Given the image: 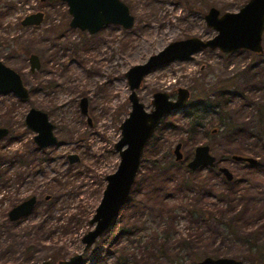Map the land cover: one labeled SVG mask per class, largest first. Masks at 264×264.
Returning <instances> with one entry per match:
<instances>
[{
  "label": "rangeland",
  "instance_id": "1",
  "mask_svg": "<svg viewBox=\"0 0 264 264\" xmlns=\"http://www.w3.org/2000/svg\"><path fill=\"white\" fill-rule=\"evenodd\" d=\"M121 1L134 18L133 27L125 30L109 25L89 35L69 27L71 16L60 0L43 3L0 0V61L16 71L29 90L25 101L11 94L0 95V127L10 130L9 136L0 142V156L18 154L17 157L30 161L25 165L16 158L15 165L2 166L6 175L0 181V264H40L43 261L57 264L82 252L81 238L92 229L88 221L100 202L105 178L114 173L119 164L114 144L120 139V125L130 112L125 73L172 42L192 37L203 41L212 39L216 32L204 21L208 10L215 8L220 15L236 13L249 0ZM37 12L44 14L38 27L20 25L24 17ZM262 46L264 50V33ZM32 54L41 64L34 73L29 70ZM228 84L232 86H226ZM221 86L231 93L226 98L229 99L226 106L232 121L244 126L249 134L228 136L215 115H210L204 120L207 130L199 128L196 135L190 136L187 133L189 121L182 112L169 114L145 146L135 183L139 176L147 175L162 181L168 178L171 185L183 181L189 177L187 168L174 162V147L181 144V153L189 160L196 147L209 145L216 158L232 153L255 158V166L233 160L219 165L230 170L234 181L242 182L241 189L264 194V149L256 137H250L254 134L255 107L264 106V52L256 55L238 50L225 54L217 49H200L184 61L152 70L137 95L150 112L155 93H167L169 99L175 101L177 90L187 89L190 92L187 106H190L206 96L217 101ZM236 90L242 91L243 96L234 95ZM82 98L88 101L90 127L80 113ZM30 108L47 113L55 126L56 145L43 151L35 148L34 134L24 124ZM212 129L218 131L213 135ZM154 146H158L156 150ZM71 154L77 155L79 162L70 164L67 156ZM167 166L171 168L165 171ZM208 174L209 171L203 170L196 176L200 181ZM211 182L216 188L220 186L216 177ZM195 194H191V201H183V206L197 205L192 200ZM30 195L39 198L38 208L19 222L9 223L8 210ZM46 196L50 198L48 202L44 200ZM209 202L214 206L218 203L215 199ZM178 203L170 201L169 204L173 207ZM215 217L218 218L216 214ZM246 217L251 218H242L236 223L242 227L241 232L249 233L258 228L263 233V236L258 233L263 241L264 217L254 218L256 214ZM209 223L207 232L197 231L198 236L203 235L196 252L206 249L211 255L246 259L245 245L222 239L217 235L220 230ZM185 227L186 223L180 221L178 233L183 234ZM106 234L84 253L83 264H96L98 248L102 245L107 249L103 244ZM168 247L169 254L173 255L174 246ZM164 262L160 259L157 264Z\"/></svg>",
  "mask_w": 264,
  "mask_h": 264
},
{
  "label": "water",
  "instance_id": "2",
  "mask_svg": "<svg viewBox=\"0 0 264 264\" xmlns=\"http://www.w3.org/2000/svg\"><path fill=\"white\" fill-rule=\"evenodd\" d=\"M45 2V0H39ZM71 16L69 27L94 35L103 27L109 25L120 26L129 30L134 25V18L130 15L128 7L121 0H61ZM43 21V14L37 12L28 15L21 21L22 27H36ZM208 28L216 32L209 40L203 41L192 37L182 41L172 42L160 52L150 56L143 64L131 67L125 78L129 87L130 112L120 126L121 138L114 144V150L119 155V164L116 171L105 178V187L94 214L88 224L91 226L82 238L83 250L57 264H83L84 253L91 249L97 240L104 236L116 223L122 209L128 202L132 187L138 174L141 157L144 148L152 137L154 131L160 125L161 120L167 115L181 112L187 107L190 94L187 89H178L175 101L169 99L167 93L158 92L153 95L150 112L145 110L140 102L137 91L140 89L144 78L156 68L174 61H184L200 49L219 50L229 54L238 50L249 51L256 55H262V36L264 33V0H249L236 13L220 15L215 8H210L204 16ZM30 72L34 73L40 68V62L36 55L29 56ZM13 95L18 100L25 101L29 98V90L23 84L20 75L0 61V95ZM86 99L79 102L82 114H86ZM89 121V120H88ZM25 128L34 134L32 142L40 149L45 150L57 144L54 134L55 126L49 120L46 112L36 108H30L24 118ZM10 134L8 128L0 127V142ZM181 145L174 149L176 161L182 160ZM193 158L186 167L194 171L200 166H212L215 157L209 153L208 146H198L194 149ZM237 162H246L255 165L257 160L252 157L233 156ZM70 164L79 162L77 155L67 156ZM225 179L232 181V173L226 169H220ZM35 198L31 197L9 212L11 221L26 216L33 209ZM40 264H52L43 261ZM203 264H242L233 258H210L203 260Z\"/></svg>",
  "mask_w": 264,
  "mask_h": 264
},
{
  "label": "trees",
  "instance_id": "3",
  "mask_svg": "<svg viewBox=\"0 0 264 264\" xmlns=\"http://www.w3.org/2000/svg\"><path fill=\"white\" fill-rule=\"evenodd\" d=\"M10 11L8 8L7 12ZM1 17L2 14L0 13ZM226 89L225 86L217 89L219 91L216 95L217 101H211L206 96L200 101L192 102L190 106L181 111L182 115L189 121L187 133L190 136L196 135L198 129L205 126L204 120L210 115H215L228 136H246L249 134L244 126L232 121L226 106L229 101L226 98L231 96V93L225 91ZM242 94V91L239 90L234 92V95L237 96H243ZM253 118L255 121L254 134L250 137H256L264 149V106L257 105L255 107ZM204 128L207 130V127ZM157 147L154 146V150ZM17 155L12 157L0 156V181L6 175L2 166L15 165L16 158L25 165L30 162L24 160L23 157H17ZM159 163H163V161L157 164ZM182 165L185 166L184 163ZM170 168L167 166L164 170L168 171ZM187 173L188 178H184L183 181L173 185L168 178L162 181L153 175L142 176V178L139 176L124 211L104 237L103 244L107 245V249L104 250V246L101 245L102 242L97 244V246H101L98 248V256L94 259V263L157 264L158 260L164 259V264H199L206 257H221L218 254L207 253L206 249L202 253L196 252L198 250L197 244L201 243L203 235L198 236L197 231L201 229L207 232L209 222H212L220 230L217 235L221 236L222 239L245 245L248 251L247 260L253 261L255 259L259 262V259L264 262V241L260 242L257 237L258 233L261 236L263 233H260L258 228L250 230L249 233H242V227H238L236 224L239 219L251 218L246 216L256 214L257 217L254 218L261 219L264 217V194H253L245 191L241 189L242 182L240 180L227 182L216 171L214 174L209 173L208 177H202L200 181L196 172L187 169ZM215 177L219 179V185L222 188H219L220 186L216 188L211 182ZM168 182L170 185H167ZM193 193L196 194L192 200H195L197 205L189 206L188 203L187 206H183V201H191V194ZM140 197L143 200H140ZM211 199L217 200L218 203L215 206L210 204ZM170 201H178L179 203L177 206L171 207ZM218 205L220 206L218 207ZM51 206L52 202L49 207ZM215 214L218 218H214ZM180 221L186 223L183 234H179L177 230ZM262 224L264 225V222ZM260 229L262 230V228ZM199 238L201 240H198ZM169 245L174 246L171 249L173 255L169 254ZM194 247H196L195 250H193ZM217 250L215 249V251ZM103 252H105L104 255H102Z\"/></svg>",
  "mask_w": 264,
  "mask_h": 264
},
{
  "label": "flooded vegetation",
  "instance_id": "4",
  "mask_svg": "<svg viewBox=\"0 0 264 264\" xmlns=\"http://www.w3.org/2000/svg\"><path fill=\"white\" fill-rule=\"evenodd\" d=\"M38 2H40L39 0H37ZM46 1V0H45ZM61 1V0H60ZM40 3H43V2H40ZM42 13V12H41ZM43 14V13H42ZM31 15V14H30ZM43 20H44V14H43ZM43 22V21H42ZM20 25H21V22H20ZM36 27H38V26H36ZM23 28H27V27H23ZM40 67H41V64H40ZM162 67V66H161ZM160 68V67H159ZM40 69V68H39ZM156 69H158V68H156ZM29 70H30V68H29ZM154 70V69H153ZM36 72V71H35ZM143 83V82H142ZM142 85V84H141ZM189 94H190V92H189ZM177 95H178V93L176 92V98H177ZM86 99V98H85ZM81 100V99H80ZM152 100H153V97H152ZM80 102V101H79ZM129 102V101H128ZM130 104V103H129ZM79 108H80V105H79ZM85 110H86V114L84 115V114H82V112H81V108H80V113H81V115L82 116H84L85 117V119H86V122H87V124L89 125V127L91 126V121H90V117H89V107H88V101H87V99H86V102H85ZM166 118V117H165ZM165 118H163L162 120H161V122L165 119ZM89 120V121H88ZM125 120V119H124ZM123 120V121H124ZM123 123V122H122ZM121 123V124H122ZM161 124V123H160ZM121 126V125H120ZM160 126V125H159ZM158 126V127H159ZM157 127V128H158ZM200 128H203V129H205L204 127H200ZM216 128V127H215ZM155 132V131H154ZM217 132V130L216 129H212L211 130V134H215ZM154 134V133H153ZM206 134H208V132H206ZM153 136V135H152ZM120 138H121V130H120ZM214 138V137H213ZM150 140V139H149ZM149 142V141H148ZM147 142V143H148ZM34 144V143H33ZM147 145V144H146ZM181 145V144H180ZM182 146V145H181ZM200 146H208L209 147V153L212 155V156H214L215 157V162L213 163V165L212 166H209V165H206V166H200V167H198L196 170H194L193 172H196V173H200V172H203V170H206L207 172L209 171V173H211V174H214V172L216 171L221 177H223L224 179H225V177H224V175L220 172V169H222V168H226L225 166H222V165H219L220 164V162H223V161H227V160H233V161H236V160H234L233 159V156H235V155H233V154H231V155H228V156H221L220 158H216V156L215 155H213L212 153H211V148H210V146L209 145H200ZM35 148L37 149V150H40V149H38L36 146H35ZM145 149V148H144ZM174 149H175V147H174ZM174 149H173V155H174V162L175 163H177L178 165H182V163H184V160L186 159V158H184V156H183V154L181 153V149H180V153H181V155H182V160L181 161H176V156H175V154H174ZM43 151V150H42ZM194 152V151H193ZM144 153V152H143ZM193 155L194 154H192V157H191V159H189V160H186V162L184 163L185 164V167H186V165H187V163L190 161V160H192V158H193ZM142 157H143V154H142ZM142 157H141V162H142ZM242 157H246V156H242ZM141 162H140V165H139V169H140V167H141ZM156 162H159V161H156ZM237 162V161H236ZM76 163V162H75ZM241 163H246V162H241ZM246 164H248V163H246ZM256 165V164H255ZM255 165H250V166H255ZM187 168V167H186ZM139 169H138V173H139ZM226 169H228V168H226ZM229 170V169H228ZM191 171V170H190ZM230 171V170H229ZM233 175V174H232ZM226 180V179H225ZM233 180V179H232ZM227 182H229L228 180H226ZM132 189H133V187H132ZM131 192H132V190H131ZM130 195H131V193H130ZM31 197H34L35 198V204H34V207H33V209L30 211V213L29 214H27L26 216H23V217H21V218H19L18 220H15V221H11L10 219H9V212H10V210L12 209V208H14L15 206H17L18 204H20L21 202H23V201H25V200H27V199H29V198H31ZM130 197V196H129ZM44 200L46 201V202H48L49 200H50V198H49V196H46L45 198H44ZM129 200V199H128ZM18 204H16L15 206H13L12 208H10L9 210H8V212H7V221L9 222V223H17V222H19L20 220H22L23 218H26L27 216H29L32 212H34L37 208H38V205H39V198L36 196V195H30V196H28V198H26V199H23L22 201H20ZM127 204V203H126ZM126 206V205H125ZM125 206H124V208L122 209V211H121V213L124 211V209H125ZM120 213V214H121ZM120 216V215H119ZM119 218V217H118ZM258 239H259V241L260 242H262L261 241V236L258 234ZM264 241V240H263ZM246 251H247V249H246ZM247 254H248V251H247ZM247 254H246V256H247ZM264 255V254H263ZM207 258V257H206ZM210 258H212V257H210ZM218 258H231V257H218ZM205 258H203L201 261H200V263L199 264H203V260H204ZM214 259H217V258H214ZM233 259H235V260H239V261H241V263L242 264H244V263H248V264H264V262L263 261H260L259 259H258V261L259 262H257L255 259L253 260V261H249V260H247V257H246V259H237V258H233ZM252 260V259H251ZM252 262V263H251Z\"/></svg>",
  "mask_w": 264,
  "mask_h": 264
}]
</instances>
